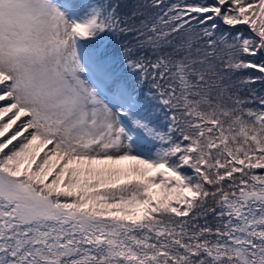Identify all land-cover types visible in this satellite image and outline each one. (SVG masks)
Listing matches in <instances>:
<instances>
[{
	"label": "snow or ice",
	"instance_id": "1",
	"mask_svg": "<svg viewBox=\"0 0 264 264\" xmlns=\"http://www.w3.org/2000/svg\"><path fill=\"white\" fill-rule=\"evenodd\" d=\"M0 264H264V0H0Z\"/></svg>",
	"mask_w": 264,
	"mask_h": 264
},
{
	"label": "trees",
	"instance_id": "2",
	"mask_svg": "<svg viewBox=\"0 0 264 264\" xmlns=\"http://www.w3.org/2000/svg\"><path fill=\"white\" fill-rule=\"evenodd\" d=\"M71 2L73 3H84L86 2V0H71ZM135 162L133 161H124V162H120L118 164H115V165H112V164H108V165H105L104 167H112V168H129L131 167Z\"/></svg>",
	"mask_w": 264,
	"mask_h": 264
}]
</instances>
